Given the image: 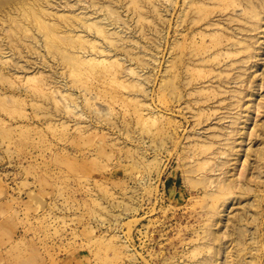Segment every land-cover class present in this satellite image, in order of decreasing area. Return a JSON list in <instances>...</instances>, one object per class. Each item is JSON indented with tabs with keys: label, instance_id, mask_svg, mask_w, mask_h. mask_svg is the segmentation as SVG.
<instances>
[{
	"label": "rangeland",
	"instance_id": "obj_1",
	"mask_svg": "<svg viewBox=\"0 0 264 264\" xmlns=\"http://www.w3.org/2000/svg\"><path fill=\"white\" fill-rule=\"evenodd\" d=\"M0 264H264V0H0Z\"/></svg>",
	"mask_w": 264,
	"mask_h": 264
}]
</instances>
